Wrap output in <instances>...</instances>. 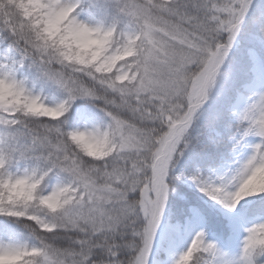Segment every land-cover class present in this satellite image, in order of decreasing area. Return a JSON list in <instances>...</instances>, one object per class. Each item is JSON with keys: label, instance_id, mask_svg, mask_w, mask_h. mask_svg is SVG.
I'll use <instances>...</instances> for the list:
<instances>
[{"label": "snow or ice", "instance_id": "snow-or-ice-1", "mask_svg": "<svg viewBox=\"0 0 264 264\" xmlns=\"http://www.w3.org/2000/svg\"><path fill=\"white\" fill-rule=\"evenodd\" d=\"M0 264H264V0H0Z\"/></svg>", "mask_w": 264, "mask_h": 264}]
</instances>
